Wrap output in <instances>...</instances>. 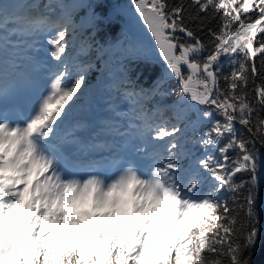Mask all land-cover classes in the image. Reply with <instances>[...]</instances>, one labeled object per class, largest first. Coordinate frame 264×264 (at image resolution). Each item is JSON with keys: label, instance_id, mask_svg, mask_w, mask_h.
Masks as SVG:
<instances>
[{"label": "snow or ice", "instance_id": "obj_1", "mask_svg": "<svg viewBox=\"0 0 264 264\" xmlns=\"http://www.w3.org/2000/svg\"><path fill=\"white\" fill-rule=\"evenodd\" d=\"M106 2L78 5L88 9L79 27L91 28L92 37L110 22L111 14L96 11ZM131 3L181 95L171 108L173 123L159 106L144 107L168 95L161 86L126 88L140 123L117 131L119 141L101 142L79 135L82 123L65 129L87 79L85 67H70L66 58L69 33L78 27L57 12L67 5L33 0L24 12L0 0V105L15 103L28 85L15 59H7L9 36L46 37L55 62L27 114L11 123L7 108L0 112V264H256L264 237V208H257L264 157L256 147H264V0ZM212 21L218 30L207 28ZM205 28L210 49L197 35ZM208 121L211 126L189 141V131ZM189 142L204 154L193 159ZM130 149L140 154L136 160L126 158ZM99 153L108 155L92 158ZM120 164L127 166L109 178L75 177L80 168ZM238 175L247 178L237 182Z\"/></svg>", "mask_w": 264, "mask_h": 264}, {"label": "trees", "instance_id": "obj_2", "mask_svg": "<svg viewBox=\"0 0 264 264\" xmlns=\"http://www.w3.org/2000/svg\"><path fill=\"white\" fill-rule=\"evenodd\" d=\"M12 3L16 5V7H20L23 1L20 0L19 4L17 0H10ZM131 0H107L106 6L103 8H97L96 11L101 13L102 15L109 16L110 22L107 25H101V30L97 32L95 37L91 36L92 29L87 27V30L77 36L76 46H85L83 51L84 56L80 60V63L84 65L86 69V86L83 89L85 93L84 97L88 93V89L92 87L95 83H97L100 79L106 78L112 71L118 68V71L123 76H127L130 78V86L135 87L136 89H145L151 90L157 85L161 86V90L168 93V95L160 97L156 96L152 99H149L144 102V107L148 110H151L154 106H159L163 110L164 118L171 120L173 123L175 122L172 119V106L177 103L178 97L181 95V87L179 82L172 78H166L165 72L167 71L166 65L163 60L159 57V59H149V60H141V59H130L131 50H130V31L124 23V15L122 14V10L120 9L122 6L126 5L127 2ZM67 5L72 4V0H65ZM170 4L175 3L176 0H168ZM88 9L84 11L87 13ZM190 11H192L190 9ZM84 14L82 11H80ZM81 14V15H82ZM203 15V14H201ZM207 28H212L213 30H218V24L216 21H212V23L207 25ZM207 28H205L204 32L197 33V35L201 38L202 42L208 45L209 49L211 45L209 44L210 37L207 35ZM182 35V34H180ZM70 37H68V40ZM70 44V43H69ZM90 45V47H89ZM72 46L68 47L67 57L70 52ZM74 47V44H73ZM203 58V57H201ZM221 64L223 65L221 72L227 73L229 71V65L226 60L221 59ZM186 73V70H185ZM166 78V79H164ZM221 86H224V81L221 79ZM83 97V98H84ZM196 116L195 112H190L188 115V119L192 120ZM221 117L213 116L212 120H220ZM183 126V125H182ZM211 126V121L204 122L196 132L189 131L188 140L194 141L198 139L200 134L205 131L207 128ZM239 128V125H236ZM224 142H222L223 144ZM186 147L193 154V158L202 156L204 154V150L194 142H189L186 144ZM261 156L264 157V147H260L259 144L256 146ZM217 156L218 153H215ZM229 158L231 159L234 156V153L230 152ZM186 161H184L185 163ZM260 175V188H259V199L257 201V208H264V166H262ZM241 178L238 175L237 182ZM246 194V189L242 190L241 194L237 197V199H242V196ZM229 204L231 205L232 201L229 197ZM85 224L94 223L83 222ZM261 225L264 227V211H261ZM256 264H264V237L258 243L256 254L254 257Z\"/></svg>", "mask_w": 264, "mask_h": 264}, {"label": "rangeland", "instance_id": "obj_3", "mask_svg": "<svg viewBox=\"0 0 264 264\" xmlns=\"http://www.w3.org/2000/svg\"><path fill=\"white\" fill-rule=\"evenodd\" d=\"M60 2L62 3V0H60ZM4 3L6 5V2H4ZM84 3H87V0H72V5H71V8L69 9L70 11H68V13H66L69 16H71L74 23L78 26L76 29V32L80 31L81 28L79 27V20H76L75 16L77 15V13L79 11L85 9V7H79L78 5H81ZM120 9L122 10V14L124 15V23L127 26L128 30L130 31V35L133 36V39H134L133 47H134L136 54L139 53L138 51H136L138 49V47L142 46V47L148 48V50L152 51L153 57L155 56V58H159L158 49H156L155 43L152 40L150 33L147 31L146 26L142 23V21L139 19L138 15L135 13V10H134V7L132 6L131 1L127 2L126 5L122 6ZM80 20L82 22L86 21V19H80ZM76 32L73 35L72 32L70 31L68 37H70L69 40L71 42H74V40H75L74 37H76ZM101 92H102V88L100 90H98L96 92V94H100ZM121 112H122L121 117L129 115V109L127 111V109L122 108ZM23 206H24V204L21 203V208H23ZM89 209H90V205H89ZM77 214L79 215V213H77ZM66 223H67V220H66Z\"/></svg>", "mask_w": 264, "mask_h": 264}, {"label": "bare ground", "instance_id": "obj_4", "mask_svg": "<svg viewBox=\"0 0 264 264\" xmlns=\"http://www.w3.org/2000/svg\"><path fill=\"white\" fill-rule=\"evenodd\" d=\"M40 43V42H39ZM42 43V42H41ZM41 45H44V49H47L48 45L46 42L42 43ZM86 69V67H85ZM115 72L117 74V76L120 78L122 76V74L120 73V71H118V68L115 69Z\"/></svg>", "mask_w": 264, "mask_h": 264}]
</instances>
